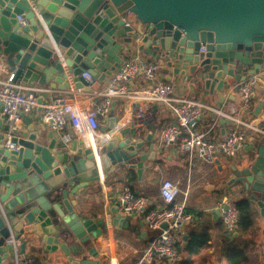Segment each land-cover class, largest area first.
I'll use <instances>...</instances> for the list:
<instances>
[{
  "label": "water",
  "instance_id": "water-1",
  "mask_svg": "<svg viewBox=\"0 0 264 264\" xmlns=\"http://www.w3.org/2000/svg\"><path fill=\"white\" fill-rule=\"evenodd\" d=\"M21 15L27 26L18 23ZM132 46L163 61L171 69L170 80L186 77L206 95L217 93L222 108L226 89L264 74V0H0V56L28 87L64 92L73 85L96 91ZM83 72L98 78L92 88ZM2 112L0 103V264H13V246L7 243L11 231L20 240L31 226L43 234L46 249L60 251L69 264H102L85 259L87 253L98 259L96 250L86 247L89 235H104L107 224L78 216L71 196L113 168L135 169L141 176L157 150L153 143L147 148L152 134L136 140L152 124L137 126L134 116L111 141L98 142L95 152L82 139L72 144L58 140L30 117L25 118L27 131L11 133ZM111 115L103 132L118 127L114 111ZM255 116L261 118L259 130L252 132L246 158L232 167L228 185L245 184L264 217V95ZM111 215L113 227L128 229L129 221L118 217V205Z\"/></svg>",
  "mask_w": 264,
  "mask_h": 264
},
{
  "label": "crops",
  "instance_id": "crops-1",
  "mask_svg": "<svg viewBox=\"0 0 264 264\" xmlns=\"http://www.w3.org/2000/svg\"><path fill=\"white\" fill-rule=\"evenodd\" d=\"M132 22L130 21L131 24ZM135 57H139L144 63H159L160 69L157 74V82H173L178 96L202 101L214 109L215 112L205 114L199 128L207 132L208 140L216 143L223 140L230 128L228 123L223 122L228 115H231L232 109H238L236 96L231 92V88L223 92L225 101L223 107L219 108L220 102L217 93L206 95L203 90H198L191 82H188L186 77L174 76L170 80L171 69L167 68L163 61L144 55L133 46L131 52L123 54V60ZM0 58H3V56H0ZM3 65L2 67V64H0V79L10 73L9 68L5 67V64ZM262 76L264 77V74ZM71 79L69 76V80L72 83ZM108 79L109 77L104 83H101V87L98 90L106 88ZM143 85L144 80L139 78L131 84V89L136 91L141 89ZM36 87L42 88L39 85ZM71 91L72 88L64 92L48 90L45 93H41L39 97L43 98L44 102L57 97L70 101L73 98ZM263 95L264 92H260L250 111L245 115L243 114L244 116L242 115V118L247 123L255 127H260L261 118L256 117L255 112L262 101ZM83 97L87 98L86 95H83ZM139 110H141L142 114L137 112ZM112 111H114V116L118 118L119 123L125 121L123 127H126L134 116L138 122L137 126L145 122L152 124L153 129L146 130L137 138L136 142L144 141L149 134H152L153 140L151 143H147V148L153 143L155 150H157V156L155 161L149 160L145 163L141 176L135 169L120 168L118 170L113 168L106 175L102 173L103 179L94 186L81 189L76 196H71V200L75 202V213L78 216L97 220L104 219L107 224V232L104 235L97 234L95 238L89 235L91 245L86 248H94L98 254V259H93L89 253H87L85 259L91 258V260L102 264H133L148 246L153 234L145 226L140 216L126 219L129 221L128 229L112 226L113 215H111V210L116 206L114 198L117 191L121 187L128 185L135 193L152 197L155 201L161 203L159 196L160 186L164 180H171L180 189L189 192L185 200L183 196H180L179 201L185 203L186 212L192 216L190 224L183 229L182 239L178 245L179 262L175 264H228L224 250L234 240L239 245L245 247L246 244L248 247L250 258L248 264H264V217H262L257 204L250 199L251 193H247L245 184L237 182L233 185H228L234 175L232 167L240 166L248 154L246 147L249 145L253 133H249L245 145L233 158L220 155L215 162L208 163L196 156L190 161L188 154L180 152L176 147L164 148L160 143L159 135L162 129L174 122L172 115L164 104H150L145 99H139V97H128L114 101ZM214 114L218 115L217 119H214ZM26 117L32 118L33 121H38L40 113L37 111L33 116ZM25 118L19 125L20 132L28 129ZM109 119L100 121L101 129L96 135L92 136L89 148L93 146L98 150L95 142L98 140L107 142L112 140V136L108 138L109 133L102 131V128L108 125ZM45 128L51 131L50 128ZM67 133L71 135L72 142L80 139L72 128L68 129ZM54 134L60 140L59 134L55 132ZM226 198H232L236 201L240 198H245L253 202L256 210L254 226L247 233L238 231V236H235V234L229 236L225 232L221 220L222 210L220 209V204ZM36 228L35 226L29 227V230L20 239V244L23 241L26 242L25 256L32 257L35 260V264H69L66 256L60 251L52 253L46 249L47 245L42 242L43 234ZM26 229L28 228L26 227ZM192 232L208 235L207 246L197 254H190L187 250L189 235ZM77 259L80 260L81 258L77 257Z\"/></svg>",
  "mask_w": 264,
  "mask_h": 264
},
{
  "label": "built area",
  "instance_id": "built-area-1",
  "mask_svg": "<svg viewBox=\"0 0 264 264\" xmlns=\"http://www.w3.org/2000/svg\"><path fill=\"white\" fill-rule=\"evenodd\" d=\"M17 20L21 26L28 25L25 15L18 16ZM129 25L127 23V26ZM201 50L204 51L205 47ZM0 59L2 67L5 64L8 68L5 58ZM159 69L157 62L144 63L139 57L129 58L109 77L105 89L86 93L72 85V100L57 97L48 102L43 101L42 104L39 103V95L48 90L28 87L17 81L15 73L10 71L0 79L2 116L6 126L13 133L19 130V125L26 116H33L41 108L40 118L37 120L42 126L59 134L60 140L65 143L72 142L71 135L67 133V130L72 128L89 147L92 136L101 129L100 121L108 120L111 116L113 102L128 97H139L150 104H164L173 117L174 122L162 129L159 135L162 147H176L180 152L188 154L190 161L198 156L208 163L215 162L220 155L235 157L245 145L249 133L259 130L247 123L242 115L250 111L259 93L264 92V77L261 74L247 76L244 81L231 88V92L236 96L238 109H232L231 115L227 116L230 128L223 140L216 143L208 140L207 132L199 128L205 114L215 110L202 101L178 96L173 82H157ZM81 77L88 82L90 88L98 82V78L89 72H83ZM139 78L144 80V85L139 90H132L131 84ZM92 148L97 151V148ZM188 194L187 190L183 191L171 180H164L160 186L161 203L152 197L135 193L128 185L117 191L114 200L118 205V216L125 219L140 216L153 234L148 246L133 264L179 262L178 245L183 229L192 221V216L186 212L185 203L179 201V197L183 196L185 200ZM220 209L224 230L229 236H233L239 229L237 201L226 198L221 202ZM7 243L13 246V264H35L32 257L25 256L20 240L12 231Z\"/></svg>",
  "mask_w": 264,
  "mask_h": 264
},
{
  "label": "trees",
  "instance_id": "trees-1",
  "mask_svg": "<svg viewBox=\"0 0 264 264\" xmlns=\"http://www.w3.org/2000/svg\"><path fill=\"white\" fill-rule=\"evenodd\" d=\"M239 210V232L247 233L254 226L255 206L248 199L240 198L237 201ZM246 243V242H245ZM208 244V235L192 232L189 235L187 250L190 254H197ZM228 264H248L250 262L248 247L239 245L236 240L229 243L224 250Z\"/></svg>",
  "mask_w": 264,
  "mask_h": 264
},
{
  "label": "bare ground",
  "instance_id": "bare-ground-1",
  "mask_svg": "<svg viewBox=\"0 0 264 264\" xmlns=\"http://www.w3.org/2000/svg\"><path fill=\"white\" fill-rule=\"evenodd\" d=\"M124 122H125V121H123L122 123H119V124H118V127H117L114 131H112L111 133L108 134V138L111 137V136H113L116 132H118V130H119L121 127H123ZM98 142H102V140H98L97 142H95L96 147H97Z\"/></svg>",
  "mask_w": 264,
  "mask_h": 264
}]
</instances>
